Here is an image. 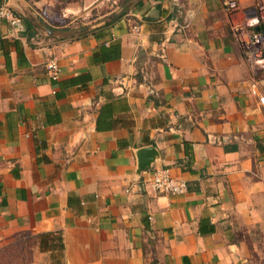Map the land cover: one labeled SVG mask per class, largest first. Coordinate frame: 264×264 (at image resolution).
Listing matches in <instances>:
<instances>
[{
	"label": "crops",
	"instance_id": "0c3cea01",
	"mask_svg": "<svg viewBox=\"0 0 264 264\" xmlns=\"http://www.w3.org/2000/svg\"><path fill=\"white\" fill-rule=\"evenodd\" d=\"M237 1L6 0L4 232L60 238L58 264H264V107L233 32L258 0ZM160 167L186 191H155Z\"/></svg>",
	"mask_w": 264,
	"mask_h": 264
},
{
	"label": "built area",
	"instance_id": "2783aa9c",
	"mask_svg": "<svg viewBox=\"0 0 264 264\" xmlns=\"http://www.w3.org/2000/svg\"><path fill=\"white\" fill-rule=\"evenodd\" d=\"M229 15L239 10L237 0H222ZM0 18L13 19L14 14L6 4H0ZM138 25L133 26L137 31ZM233 32L239 42L245 60L252 67L255 76L250 81V92L255 95L264 107V95L258 88V78L264 76V0H258L253 14L241 21L233 22ZM49 76L56 80L59 77L60 66L58 58L53 55L45 62ZM150 186L157 192L167 195H179L186 191L187 185L183 179L174 177L167 167L155 168L149 180Z\"/></svg>",
	"mask_w": 264,
	"mask_h": 264
},
{
	"label": "rangeland",
	"instance_id": "374dc122",
	"mask_svg": "<svg viewBox=\"0 0 264 264\" xmlns=\"http://www.w3.org/2000/svg\"><path fill=\"white\" fill-rule=\"evenodd\" d=\"M42 239L25 231L5 233L0 225V264H58V253L43 248Z\"/></svg>",
	"mask_w": 264,
	"mask_h": 264
},
{
	"label": "trees",
	"instance_id": "16d2710c",
	"mask_svg": "<svg viewBox=\"0 0 264 264\" xmlns=\"http://www.w3.org/2000/svg\"><path fill=\"white\" fill-rule=\"evenodd\" d=\"M103 26L105 27L106 25H103ZM37 235L43 236L42 242L40 241L42 243L43 248L47 250H50L51 248H55V247H59V249L62 248L61 239L57 237L56 238L53 237V234L39 233Z\"/></svg>",
	"mask_w": 264,
	"mask_h": 264
},
{
	"label": "water",
	"instance_id": "95a60500",
	"mask_svg": "<svg viewBox=\"0 0 264 264\" xmlns=\"http://www.w3.org/2000/svg\"><path fill=\"white\" fill-rule=\"evenodd\" d=\"M2 2L5 3L6 0H1ZM129 5L126 4L124 5L120 11L118 12H114L113 14H111L108 19L105 20V22L107 23L109 20H114L116 19L117 17H119L120 15H122L123 13H125V11L128 9Z\"/></svg>",
	"mask_w": 264,
	"mask_h": 264
}]
</instances>
